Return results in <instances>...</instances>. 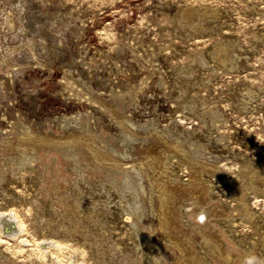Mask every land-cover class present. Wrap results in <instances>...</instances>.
Masks as SVG:
<instances>
[{
  "label": "rangeland",
  "instance_id": "obj_1",
  "mask_svg": "<svg viewBox=\"0 0 264 264\" xmlns=\"http://www.w3.org/2000/svg\"><path fill=\"white\" fill-rule=\"evenodd\" d=\"M24 8L20 34L35 57L24 45L18 60L27 66L6 79L0 130L33 131L25 143L41 160L19 169L1 145L0 209L23 228L0 241L4 253L13 250L16 264H264V0ZM75 115L77 130L68 125ZM70 131L74 145L55 142L78 165L58 152L39 171L46 148L57 149L38 140ZM134 166L146 195L123 191ZM201 210L206 224L196 222Z\"/></svg>",
  "mask_w": 264,
  "mask_h": 264
},
{
  "label": "bare ground",
  "instance_id": "obj_2",
  "mask_svg": "<svg viewBox=\"0 0 264 264\" xmlns=\"http://www.w3.org/2000/svg\"><path fill=\"white\" fill-rule=\"evenodd\" d=\"M24 1L25 0H0V93H1V95L2 94H4V92H6V86H7V81H6V79H7V77H10L9 79H10V84H12V81H11V79H13V78H15V76H14V72H16V71H18L19 69H21V68H23L24 66H27V64L28 63H24V64H21L19 61L20 60H18L19 58H18V56L19 55H21L22 53H21V51H22V49H24V45H27V47H28V49L30 50V52H31V56L33 57L34 56V53H33V51H32V46H33V40H29V38L27 39V37L26 36H21V32L23 31V27H22V25H21V22H22V20H23V17L21 18L20 16H19V14H20V12L23 10V8H24ZM27 2V1H26ZM24 9H26V8H24ZM23 13V12H22ZM24 14V13H23ZM26 27V26H25ZM27 40V41H26ZM44 54V53H43ZM31 56L29 57V58H27V59H30L31 58ZM42 56V55H41ZM35 57V56H34ZM33 57V58H34ZM39 58V57H38ZM37 60V59H36ZM40 60V59H39ZM38 61V60H37ZM44 63V62H43ZM36 65V64H35ZM67 81V80H66ZM8 86H9V84H8ZM11 86V85H10ZM8 90V89H7ZM75 91V90H74ZM10 92V91H9ZM8 93V92H7ZM77 94V93H76ZM4 96V95H3ZM79 96H80V93H79ZM8 97V96H7ZM98 100V99H97ZM1 105V104H0ZM112 107V106H111ZM110 110V109H109ZM121 115V114H120ZM121 117V116H120ZM129 117V116H128ZM80 118H81V116H77V115H75L74 116V118L73 119H69V122H68V125H69V123H74L75 122V125L73 126L76 130L77 129H79V127H82L83 126V124L81 123V122H76L77 121V119H79L80 120ZM113 119H116V117H114ZM65 120V119H64ZM68 119H66L65 121H67ZM117 120H119L118 119V117H117ZM120 121V120H119ZM128 121L130 122V123H132V124H134V122L131 120V119H128ZM62 122H64V121H62ZM128 122V123H129ZM121 123V122H120ZM129 123V124H130ZM64 124H66V122L64 123ZM119 124V123H118ZM123 124V123H122ZM121 124V125H122ZM137 124V123H136ZM135 124V125H136ZM18 126V125H17ZM20 126V125H19ZM22 126H24V125H22ZM87 126V125H86ZM130 126V125H129ZM15 127V126H14ZM63 127H64V125H63ZM84 127V126H83ZM121 127V126H120ZM134 128L136 127V126H133ZM19 127H15V128H12L11 130H9L8 129V131L7 130H0V156L2 155V153L4 152V151H6V150H9V151H6L5 153H6V155L7 156H9L10 158H12V160H13V162H15L14 163V165L15 166H18L19 167V169H20V167H25V164L26 165H30V166H28V167H33L34 165H36V163L38 162V161H40L41 160V157H38L37 155H38V153H39V151H40V148L38 147V146H36V143L35 142H29V143H25L26 141H27V139H31V137L33 138V134H32V132L33 131H31V130H28V128L27 127H22V128H20V130H17ZM74 128L72 129V130H74ZM122 128H123V126H122ZM69 129H70V127H69ZM68 129V130H69ZM85 129H87V128H85ZM125 129V128H124ZM127 129V128H126ZM125 129V130H126ZM136 129V128H135ZM135 129H134V131H135ZM66 130V129H65ZM64 130V131H65ZM124 130V131H125ZM128 130V129H127ZM63 131V130H62ZM67 131V130H66ZM84 131V130H83ZM138 131H140V129L138 130ZM137 131V129H136V132H138ZM78 132V131H77ZM92 132V131H91ZM50 133V132H49ZM62 133V132H61ZM61 133H53V134H47V138L45 137V138H43V136H42V138L41 139H39L38 141H40V144H47L48 146H50L49 144H51V143H53L54 144V146L55 147H53L52 146V144H51V146L52 147H50V148H54V149H57V150H55L56 152H55V154H57V155H55V154H53L52 156H48L47 154L50 152V151H52L51 149H47L46 148V150H47V153H44L42 156H44V159L42 160V162H43V164H42V168H40L39 169V171H41V170H43V169H46V173H47V171H48V169H47V163H55V161L57 160V157L58 156H60L61 154H59L58 152H61V153H63L62 155L64 156V159H70V158H72L74 161H75V163H76V165H78V163H79V157L76 155L77 153H72V154H69V155H67V153H68V151L67 152H63L62 151V149H60V150H58V148H60V147H58L59 146V144L57 145V141L60 143V142H70L69 144H70V146H72V145H74L75 143V139L74 138H72L69 134H71L72 132L70 131V132H68V136H70V138H66V139H60V138H58V140H49L50 138L51 139H56V137L57 136H64V135H66V132H65V134L64 135H62ZM74 133H76L75 131H74ZM122 133V132H121ZM127 133H129V130L127 131ZM73 134V133H72ZM128 135H130V134H128ZM127 135V136H128ZM7 136V137H6ZM20 136V137H19ZM91 136V135H90ZM95 136H97V135H95ZM94 136V137H95ZM126 136V135H125ZM50 137V138H49ZM65 137V136H64ZM74 137V136H73ZM76 137V136H75ZM99 137V136H98ZM34 139V138H33ZM76 139H79V137H76ZM85 139V138H84ZM97 139V138H96ZM95 139V140H96ZM120 139H122V138H120ZM26 140V141H25ZM36 140V139H35ZM99 140V139H98ZM101 140V139H100ZM109 140V139H108ZM107 140V141H108ZM14 141H16V142H14ZM56 141V142H55ZM74 141V142H73ZM120 141V140H119ZM65 142V143H66ZM80 142H82V141H80ZM117 142V141H116ZM116 142H115V144H116ZM122 142V141H121ZM126 142V141H125ZM33 143H35V144H33ZM107 143V142H106ZM2 144H6V145H8L7 146V148H2ZM56 144V145H55ZM62 144V143H61ZM85 144V143H84ZM91 144H93V143H91ZM94 144H95V142H94ZM129 144V143H128ZM78 145V144H77ZM100 145V144H99ZM110 145V144H109ZM69 146V145H68ZM68 146H67V148H68ZM92 146V145H91ZM105 146V145H104ZM129 146V145H128ZM127 146V147H128ZM142 146V145H141ZM176 146V145H175ZM16 147V148H15ZM45 147H47V146H45ZM58 147V148H57ZM95 147V146H94ZM99 147V146H98ZM112 147H114L113 145H112ZM123 147H124V145H123ZM122 147V148H123ZM132 147V146H131ZM44 148V147H43ZM63 148V147H62ZM65 148V147H64ZM69 148H71V147H69ZM68 148V149H69ZM96 148V147H95ZM94 148V149H95ZM125 148V147H124ZM161 148V147H160ZM2 149L4 150L3 152H2ZM53 149V150H54ZM87 149V148H86ZM93 149V152L95 151ZM102 149V148H101ZM127 149V148H126ZM131 149V148H130ZM129 149V150H130ZM164 150V149H163ZM98 151H100V150H98ZM107 151H109V149L107 150ZM92 152V151H91ZM70 153V152H69ZM98 153V152H97ZM101 153V152H100ZM117 152H115V154H116ZM93 154V153H92ZM117 154H120L121 156H122V158H123V156L125 157L126 155H127V152L125 151V150H123V151H120L119 153H117ZM128 154L130 155V153H129V151H128ZM94 155V154H93ZM98 155H99V153H98ZM120 155H118L119 157H120ZM4 156V155H3ZM85 156H87V155H85ZM92 156V155H91ZM99 156H101V154L99 155ZM106 156H108V155H106ZM103 158H104V156H102ZM101 157V158H102ZM127 157H130V156H127ZM7 158V157H6ZM63 158V157H62ZM85 158H87V157H85ZM126 158V157H125ZM2 159V158H1ZM3 159H4V157H3ZM47 159V160H46ZM100 158H98V160H99ZM104 159H106V158H104ZM110 158H108V160H109ZM112 159V158H111ZM120 159V158H119ZM129 159V158H128ZM127 159V160H128ZM11 160V161H12ZM73 160H71V161H73ZM102 160V159H101ZM107 160V159H106ZM124 160V159H123ZM130 160V159H129ZM45 161H47V162H45ZM83 161V160H82ZM93 161L95 162V160L93 159ZM92 160H91V162H93ZM111 161V160H110ZM112 161H114L113 159H112ZM163 161V160H162ZM98 162V161H97ZM9 163V162H8ZM74 163V164H75ZM103 163H104V161H103ZM111 163H113V162H111ZM118 163V162H117ZM119 163H122V162H119ZM6 164V163H5ZM99 164V163H98ZM130 164V163H129ZM10 165V164H9ZM51 165V164H50ZM91 165V164H90ZM90 165H88V166H90ZM103 165V164H102ZM105 165V164H104ZM115 165V164H114ZM117 165V164H116ZM127 165V164H126ZM131 165V164H130ZM93 166V165H92ZM91 166V167H92ZM95 166V165H94ZM107 166H108V163H107ZM111 166V165H110ZM1 167V166H0ZM6 166H4V168H5ZM27 167V166H26ZM75 168V170L76 171H78V172H80L81 171V169H83V168H81L80 169V171H79V169H78V167H76V166H74ZM79 167H80V165H79ZM99 167H101V166H99ZM122 167V166H121ZM136 166H134L133 167V169L135 168ZM52 168V167H51ZM72 168V167H71ZM97 168H98V166H97ZM106 168V167H105ZM3 169V168H2ZM6 169H7V167H6ZM54 169H55V167H54ZM73 169V170H74ZM84 169H86V168H84ZM94 169V168H93ZM92 169V170H93ZM100 169H103V168H100ZM51 170V169H50ZM74 170V171H75ZM96 170H98V169H96ZM95 170V171H96ZM124 170H126L125 168H124ZM131 170V169H130ZM134 170H137V172H136V174L138 175V174H140V171H139V169H134ZM141 170V169H140ZM7 171H8V169H7ZM7 171H6V173H7ZM10 171V170H9ZM53 171V170H52ZM94 171V170H93ZM99 171V170H98ZM0 172H1V169H0ZM11 172V171H10ZM16 172V171H15ZM18 172V171H17ZM100 172H101V170H100ZM115 172V171H114ZM127 172H129V171H127ZM126 172V174L125 175H123V177H124V182H123V186H122V188L124 189L123 191H125V188H126V190H131V189H128V187L129 188H133L134 189V191L138 194V195H140L141 193H143V194H145V192H146V189H145V185L143 184V182L141 181V177H139V175L137 176V175H135V176H137V177H135L136 178V180L134 181L133 180V175L131 176L129 173H127ZM45 173V174H46ZM49 173V172H48ZM117 173V172H116ZM120 173V172H119ZM125 173V172H124ZM0 174H2V173H0ZM42 174V173H41ZM3 175H5L4 173H3ZM3 175L2 176H0V181H2V179H3ZM109 175V174H108ZM142 176H143V174H142ZM82 177V176H81ZM111 177V176H110ZM134 178V179H135ZM106 180H107V178H106ZM115 180V179H114ZM143 180V179H142ZM113 183V182H112ZM115 183V182H114ZM117 183V182H116ZM146 183V182H145ZM73 184V183H72ZM108 184H109V182H108ZM77 186L79 185V184H76ZM114 186V185H113ZM42 189H43V187H41ZM120 188V187H119ZM3 189V186L1 187V189L0 190H2ZM5 189V188H4ZM3 189V190H4ZM69 190V189H68ZM42 191V190H41ZM113 191V190H112ZM120 191V190H119ZM148 191V190H147ZM164 191V190H163ZM131 192V191H130ZM2 193V192H1ZM133 193V192H132ZM147 193V192H146ZM5 194V193H4ZM108 194H109V192H108ZM136 194V195H137ZM146 195V194H145ZM122 196V195H121ZM137 196H135V198H136ZM60 199V198H59ZM138 199V198H137ZM133 200V199H132ZM135 200V199H134ZM143 201V200H142ZM167 201V200H166ZM132 202H134V201H132ZM136 202V201H135ZM137 202H138V200H137ZM37 203V202H36ZM131 203V202H130ZM141 203V202H140ZM65 204V203H64ZM129 204V203H128ZM132 204H135V203H132ZM143 204V203H142ZM137 205V204H136ZM139 205V204H138ZM137 205V206H138ZM141 205V204H140ZM139 205V207H141ZM144 205V204H143ZM132 206V205H131ZM135 206V205H134ZM133 206V207H134ZM161 206V205H160ZM167 207H168V204L166 205ZM136 207V206H135ZM132 208V207H131ZM131 208H129L130 210H131ZM208 208V207H207ZM215 208V207H214ZM213 208V209H214ZM134 209H136V208H134ZM134 209H132V210H134ZM143 209V208H142ZM178 209V208H177ZM131 210V211H132ZM137 210V209H136ZM64 211V210H63ZM133 212V211H132ZM137 212H140V208H139V211H137ZM136 212V213H137ZM143 211L141 210V212L140 213H142ZM201 212H203L202 210L199 212V213H201ZM139 213V214H140ZM144 213V212H143ZM198 213V214H199ZM213 213V212H212ZM16 213H14V215H12V213L11 212H3L1 209H0V241L1 242H5V241H7V239H12V238H15V237H18V231H20V233H21V231H22V225H21V223H20V221H19V219H18V216L17 215H15ZM138 214V213H137ZM142 215H144V214H142ZM141 215V216H142ZM147 215H149V214H147ZM166 215V214H165ZM216 215H217V213H216ZM219 215V214H218ZM140 216V215H139ZM212 216V215H211ZM150 218V217H149ZM174 218V217H173ZM17 219V220H16ZM142 220V219H141ZM217 220V219H216ZM181 221V220H180ZM213 221V220H212ZM18 222V223H17ZM181 222H183V220L181 221ZM137 223V222H136ZM138 224V223H137ZM186 224V223H185ZM191 225V224H190ZM136 226V225H135ZM216 226V225H215ZM214 227V226H213ZM136 228H138V227H136ZM192 228V227H191ZM195 229V228H194ZM145 230V229H144ZM209 230V229H208ZM210 230L212 231V229L210 228ZM180 231V230H179ZM191 231V230H190ZM214 231V230H213ZM217 231V230H216ZM192 232V231H191ZM166 235V234H165ZM202 235V234H201ZM211 235V234H210ZM145 237V236H144ZM145 239V238H144ZM166 239V238H165ZM203 239L204 240H208L209 242L212 240L211 239V237L209 236V235H203ZM98 240V239H97ZM219 240V239H218ZM172 242V241H171ZM179 242H181V241H179ZM182 242H183V240H182ZM175 243V242H174ZM88 244V243H87ZM219 244V243H218ZM217 244V245H218ZM225 244V243H224ZM175 245V244H174ZM180 245V244H179ZM209 245V244H208ZM152 246V245H151ZM160 246V248H161V245H158V247ZM4 247H6V246H4ZM117 247V246H116ZM6 249V248H5ZM8 249H10V248H8ZM159 249V248H158ZM185 249V248H184ZM92 250V249H91ZM161 250V249H160ZM197 250V249H196ZM7 251V250H6ZM8 254H6V253H4V250L3 249H1L0 248V261H3V263H0V264H16V263H14L13 262V260L16 258L15 256H14V254H12L13 253V250H9V252H7ZM219 253V252H218ZM10 254H12V255H10ZM157 253H155V255H156ZM228 254V253H227ZM159 255V254H158ZM230 256V255H229ZM140 257V256H139ZM5 258H9L8 259V261H6L5 260ZM150 259V258H149ZM228 259V258H227ZM103 260V259H102ZM144 260V259H143ZM157 260V259H156ZM156 260H153V261H151V264H157L158 262L156 261ZM6 261V262H5ZM141 261V260H140ZM147 261V264H148V260H146ZM160 262V261H159ZM146 264V263H145Z\"/></svg>",
  "mask_w": 264,
  "mask_h": 264
},
{
  "label": "built area",
  "instance_id": "obj_3",
  "mask_svg": "<svg viewBox=\"0 0 264 264\" xmlns=\"http://www.w3.org/2000/svg\"><path fill=\"white\" fill-rule=\"evenodd\" d=\"M202 211L203 212L196 215V222L199 224H206V222L208 221V217H207L206 213H208V212L204 211V210H202Z\"/></svg>",
  "mask_w": 264,
  "mask_h": 264
}]
</instances>
